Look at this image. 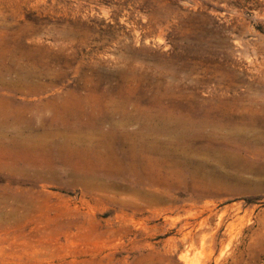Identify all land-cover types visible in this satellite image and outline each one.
Instances as JSON below:
<instances>
[{"label":"rangeland","instance_id":"rangeland-1","mask_svg":"<svg viewBox=\"0 0 264 264\" xmlns=\"http://www.w3.org/2000/svg\"><path fill=\"white\" fill-rule=\"evenodd\" d=\"M0 264H264V0H0Z\"/></svg>","mask_w":264,"mask_h":264}]
</instances>
